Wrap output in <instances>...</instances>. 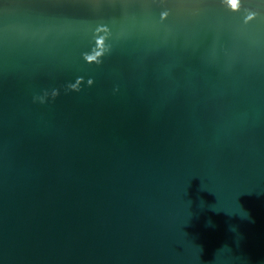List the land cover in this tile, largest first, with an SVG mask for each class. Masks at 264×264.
Segmentation results:
<instances>
[{
	"label": "water",
	"instance_id": "water-1",
	"mask_svg": "<svg viewBox=\"0 0 264 264\" xmlns=\"http://www.w3.org/2000/svg\"><path fill=\"white\" fill-rule=\"evenodd\" d=\"M0 264H264V0H0Z\"/></svg>",
	"mask_w": 264,
	"mask_h": 264
},
{
	"label": "clouds",
	"instance_id": "clouds-1",
	"mask_svg": "<svg viewBox=\"0 0 264 264\" xmlns=\"http://www.w3.org/2000/svg\"><path fill=\"white\" fill-rule=\"evenodd\" d=\"M40 102H41V103H44L45 101L43 100V98H40Z\"/></svg>",
	"mask_w": 264,
	"mask_h": 264
}]
</instances>
